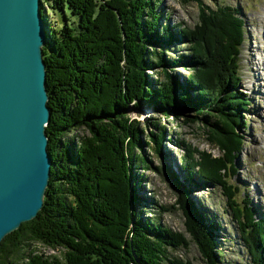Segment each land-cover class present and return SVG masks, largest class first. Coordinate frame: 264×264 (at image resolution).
<instances>
[{
	"label": "trees",
	"instance_id": "trees-1",
	"mask_svg": "<svg viewBox=\"0 0 264 264\" xmlns=\"http://www.w3.org/2000/svg\"><path fill=\"white\" fill-rule=\"evenodd\" d=\"M177 1L198 6L193 28L171 26L161 9L165 0H43L54 14H65L59 26L48 22L42 49L52 166L41 210L4 237L0 264H193L168 258V249L189 246L185 235L137 209L143 182L134 169L151 170L144 148L161 156L167 134L160 119L141 124L129 117L144 108L164 119L200 123L207 141L223 151L217 160L201 153L196 162L191 151L180 162L188 185L178 186L176 205L200 264H222L216 225L204 220L205 212H194L188 199L193 189L208 185L221 190L250 264H264L263 220L226 181L237 173L233 162L244 139L237 131L246 127L248 103L239 91L244 17L230 6ZM179 42L188 45V54L166 59L167 49ZM176 67L190 73L179 79ZM75 129L86 134L72 137ZM34 243L64 249V261L35 254Z\"/></svg>",
	"mask_w": 264,
	"mask_h": 264
},
{
	"label": "rangeland",
	"instance_id": "rangeland-1",
	"mask_svg": "<svg viewBox=\"0 0 264 264\" xmlns=\"http://www.w3.org/2000/svg\"><path fill=\"white\" fill-rule=\"evenodd\" d=\"M40 4L45 11L46 22H44L47 26H49L48 22L57 26L65 22L64 13L57 11L54 14L51 5L44 3L43 0H40ZM203 4L208 7L207 9H214L217 5L230 6L239 10L244 17L245 41L242 52L239 54L241 75L239 91L243 93L244 104L248 103L243 113L246 127L237 131L244 138L242 150L237 156L235 155L233 162V166L236 164L237 173L234 176L229 175L226 181L231 186L239 188L238 201L243 199V195L249 198L253 208L258 211V220L261 222L263 220L264 223V0H203ZM161 9L164 19L168 18L173 27L184 25L185 28L191 29L198 21V6L194 3L183 6L177 0H165ZM66 15L67 24L70 25L73 17L68 11ZM167 50L165 57L172 60L176 55L188 54L189 48L185 43L179 42L172 44ZM260 64L261 69L258 66ZM174 70V73H178L179 79L187 77L190 73L181 67H176ZM147 73L150 79H156L152 71ZM129 117L138 120L141 124L148 119H160V126L165 128L167 133L161 156H155L154 152L144 148V152L149 153L150 156L151 170L141 171L139 166L134 169L135 174L140 175L139 178L143 182L136 190L140 198L137 209L143 217L153 219L172 232L185 235L186 240L190 242L186 248L168 249V258L200 264L201 256L186 232V220L176 205V200L180 199L178 186L188 185L180 171V162L182 157L187 156L191 151L195 162L199 160L201 153L209 154L211 159L217 160L222 157L223 151L214 143L207 141L205 134L201 131L200 123L187 125L171 117L164 119L160 114L147 108L141 109L140 115L132 111ZM149 131L154 133V127H150ZM70 134L72 137H78L85 135L86 131L75 129ZM194 178L201 180L196 175ZM188 199L192 208L195 209L194 212L197 213L198 210L205 212L206 222L212 223V226L216 225L217 237L215 238L222 264H250L247 252L240 242L236 225L225 206V198L221 190L209 185L203 190L193 189ZM30 249L35 250V254H43L46 257H55L61 262L64 261L62 248L34 243Z\"/></svg>",
	"mask_w": 264,
	"mask_h": 264
},
{
	"label": "water",
	"instance_id": "water-1",
	"mask_svg": "<svg viewBox=\"0 0 264 264\" xmlns=\"http://www.w3.org/2000/svg\"><path fill=\"white\" fill-rule=\"evenodd\" d=\"M42 9L40 0H0V243L37 216L51 172Z\"/></svg>",
	"mask_w": 264,
	"mask_h": 264
},
{
	"label": "bare ground",
	"instance_id": "bare-ground-1",
	"mask_svg": "<svg viewBox=\"0 0 264 264\" xmlns=\"http://www.w3.org/2000/svg\"><path fill=\"white\" fill-rule=\"evenodd\" d=\"M225 30V29H224ZM260 68L259 69H261V64L260 65H258ZM241 82V81H240ZM251 86H252V84H251ZM47 90V89H46ZM232 176V175H231ZM195 210V209H194ZM203 215V214H202ZM205 220V219H204ZM209 220V219H208Z\"/></svg>",
	"mask_w": 264,
	"mask_h": 264
}]
</instances>
